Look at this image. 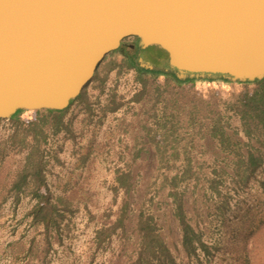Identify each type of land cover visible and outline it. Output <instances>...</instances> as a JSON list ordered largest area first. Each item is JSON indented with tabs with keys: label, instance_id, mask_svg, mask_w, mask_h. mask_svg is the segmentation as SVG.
Returning a JSON list of instances; mask_svg holds the SVG:
<instances>
[{
	"label": "rangeland",
	"instance_id": "1",
	"mask_svg": "<svg viewBox=\"0 0 264 264\" xmlns=\"http://www.w3.org/2000/svg\"><path fill=\"white\" fill-rule=\"evenodd\" d=\"M259 89L140 74L115 51L66 110L0 120V264H133L159 239L177 264H264V162L240 179L264 130L238 114ZM37 195L63 218L34 222ZM184 224L206 251L186 249Z\"/></svg>",
	"mask_w": 264,
	"mask_h": 264
},
{
	"label": "water",
	"instance_id": "2",
	"mask_svg": "<svg viewBox=\"0 0 264 264\" xmlns=\"http://www.w3.org/2000/svg\"><path fill=\"white\" fill-rule=\"evenodd\" d=\"M127 38L148 71L264 79V0H0V119L66 110Z\"/></svg>",
	"mask_w": 264,
	"mask_h": 264
},
{
	"label": "trees",
	"instance_id": "3",
	"mask_svg": "<svg viewBox=\"0 0 264 264\" xmlns=\"http://www.w3.org/2000/svg\"><path fill=\"white\" fill-rule=\"evenodd\" d=\"M136 39V38H135ZM138 40V39H136ZM134 65L137 67L138 71L140 74H154V75H164L167 77H172L174 80L180 82V83H185V82H199V81H204V79H197V78H193V79H187V80H179L176 77L175 73H164L162 71H148L145 70L144 68L141 67L140 62L138 60V56L136 57V61L134 63ZM205 81H209V82H214V81H223V82H229L228 80L222 78V77H216V78H212V79H205ZM247 84H258L260 85V89L255 91V93L250 97L245 99V102L242 104V107L239 110V116L241 117L242 121L244 122V125L247 127L246 129V134L248 136H252L253 132H252V127L254 126H261L262 129L264 130V79L263 80H256L254 82H246ZM74 101L71 102V104ZM24 111L19 110L15 115L12 116L11 119H9V121H15V122H19L20 120V116L23 114ZM49 114H53V112L55 111H48ZM2 120V119H0ZM32 133L30 134V132H27L23 135L21 141H20V146L21 148H23L24 146H28L29 144H27V139L29 135H35V138H37L36 136V132L40 133L41 136L44 135L45 133L44 131L39 129L36 130V128L34 130H31ZM35 131V132H33ZM45 138V137H44ZM38 145V144H36ZM33 145L32 149V153H29L28 157H27V166L25 169V175H23L21 178H19L18 182L15 183V188H17V190L19 192H21L22 188L29 182L28 181V177L26 176V173H29L30 168H31V163L33 161V157H35L36 155L40 156L39 157V161L42 162V158H41V153L39 151V148ZM263 162H264V158L263 157H256L254 154H250L249 158L247 161H240V167L244 170L243 172H241V174L243 175V177L240 175V179H242L243 181L247 182L251 177L256 176L257 173L262 169L263 167ZM42 168L44 169L43 165L40 163L39 164V170L36 174V178L39 179L40 178V173H42ZM264 185V184H263ZM38 197V204L35 206V208L32 211V215H33V220L34 222L38 223L41 222L43 224H45L47 227H49L51 224H56L59 218H63V215H60L59 213H57L56 208L57 206L55 204H53L52 202H50V200H47L46 203H43L41 200L42 198H40L39 195H37ZM59 202H64L63 198H59ZM183 241H184V245L186 247V249L191 252V251H195V247H194V243L197 242L198 245L200 246V248L204 251L207 250V246L202 242V239L200 237L199 234H197L195 232V230L189 226V225H185L184 224V233H183ZM155 240H157V237H154ZM145 248V247H144ZM149 251L147 253L146 256H144V254L133 264H177L176 260L174 259L173 255L171 254L169 248L167 247V245L165 244V242L161 239H159L156 243V245H153L152 247H150V245H148Z\"/></svg>",
	"mask_w": 264,
	"mask_h": 264
},
{
	"label": "flooded vegetation",
	"instance_id": "4",
	"mask_svg": "<svg viewBox=\"0 0 264 264\" xmlns=\"http://www.w3.org/2000/svg\"><path fill=\"white\" fill-rule=\"evenodd\" d=\"M120 52L124 59L131 62L132 64L135 63L136 57L138 56V60L140 58V45L139 40H134L130 43L126 42V39L121 43L120 48L117 50Z\"/></svg>",
	"mask_w": 264,
	"mask_h": 264
}]
</instances>
